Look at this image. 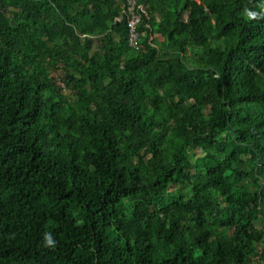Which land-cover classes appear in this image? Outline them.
I'll return each mask as SVG.
<instances>
[{
  "label": "trees",
  "instance_id": "1",
  "mask_svg": "<svg viewBox=\"0 0 264 264\" xmlns=\"http://www.w3.org/2000/svg\"><path fill=\"white\" fill-rule=\"evenodd\" d=\"M0 264H264V0H0Z\"/></svg>",
  "mask_w": 264,
  "mask_h": 264
},
{
  "label": "built area",
  "instance_id": "2",
  "mask_svg": "<svg viewBox=\"0 0 264 264\" xmlns=\"http://www.w3.org/2000/svg\"><path fill=\"white\" fill-rule=\"evenodd\" d=\"M128 13L130 14L129 19V44H135L137 38V32L135 31V25L138 21V17L132 12V4L128 7Z\"/></svg>",
  "mask_w": 264,
  "mask_h": 264
},
{
  "label": "clouds",
  "instance_id": "3",
  "mask_svg": "<svg viewBox=\"0 0 264 264\" xmlns=\"http://www.w3.org/2000/svg\"><path fill=\"white\" fill-rule=\"evenodd\" d=\"M249 15H250L251 18H255L256 17V14L255 13H250ZM43 242H44V245L46 247H54L55 246V239L52 236V234L49 233V232H46L44 234V240H43Z\"/></svg>",
  "mask_w": 264,
  "mask_h": 264
}]
</instances>
